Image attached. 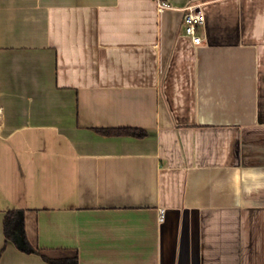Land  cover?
<instances>
[{
  "label": "crops",
  "instance_id": "crops-1",
  "mask_svg": "<svg viewBox=\"0 0 264 264\" xmlns=\"http://www.w3.org/2000/svg\"><path fill=\"white\" fill-rule=\"evenodd\" d=\"M166 1L0 0V264H264V0Z\"/></svg>",
  "mask_w": 264,
  "mask_h": 264
},
{
  "label": "trees",
  "instance_id": "trees-1",
  "mask_svg": "<svg viewBox=\"0 0 264 264\" xmlns=\"http://www.w3.org/2000/svg\"><path fill=\"white\" fill-rule=\"evenodd\" d=\"M97 130L103 134L108 135H133L143 137L147 134V130L139 127H101ZM4 232L6 241L12 239L16 244L26 252H38L39 249L35 248L28 240L25 225H24V211L22 209H9L7 210L4 218ZM43 257L54 263L60 264H79L78 256L74 257H60L51 258L45 254Z\"/></svg>",
  "mask_w": 264,
  "mask_h": 264
},
{
  "label": "built area",
  "instance_id": "built-area-1",
  "mask_svg": "<svg viewBox=\"0 0 264 264\" xmlns=\"http://www.w3.org/2000/svg\"><path fill=\"white\" fill-rule=\"evenodd\" d=\"M159 11L170 8L171 4L166 0H156ZM205 21V12L199 5H189L184 13L185 33L190 35L195 44L202 42V36L199 34L198 27ZM165 208H159V220H164Z\"/></svg>",
  "mask_w": 264,
  "mask_h": 264
}]
</instances>
